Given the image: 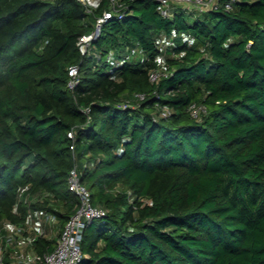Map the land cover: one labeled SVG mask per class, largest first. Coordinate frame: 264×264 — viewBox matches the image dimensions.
<instances>
[{
	"label": "trees",
	"instance_id": "obj_1",
	"mask_svg": "<svg viewBox=\"0 0 264 264\" xmlns=\"http://www.w3.org/2000/svg\"><path fill=\"white\" fill-rule=\"evenodd\" d=\"M117 2L82 54L109 0H0V230L41 211L58 236L75 167L106 211L79 264H264V0Z\"/></svg>",
	"mask_w": 264,
	"mask_h": 264
},
{
	"label": "built area",
	"instance_id": "obj_2",
	"mask_svg": "<svg viewBox=\"0 0 264 264\" xmlns=\"http://www.w3.org/2000/svg\"><path fill=\"white\" fill-rule=\"evenodd\" d=\"M90 11L91 8H97L101 0H79ZM159 8L163 15L169 14L170 2L186 3L197 8H205L210 6H217L219 1H222L225 9H230L232 4L239 0H157ZM125 13L121 10L120 4L117 0H109V9L104 10L101 15L95 17L93 30L87 34H83L77 41L78 48L82 54L88 51L92 42L97 38L100 33L101 27L111 19H122ZM68 87L73 88L78 83V66L70 65L68 67ZM150 80L155 81L158 78V72H150ZM137 99H143L142 94H136ZM130 105L128 101L121 104L122 107ZM169 111L166 108L161 110V115L167 116ZM196 115V111H194ZM72 148V146H71ZM69 191L73 192L78 198V204L74 212L69 216L63 225L59 235L56 238L55 246L51 251L44 252L41 255L33 252L30 256V264H79L83 258L80 250L79 241L82 237L83 229L90 224L93 220L101 218L105 215L106 211L103 208L93 206L90 201L89 190L86 186L80 183L79 174L75 167H73L68 175L67 181ZM35 217L39 220L42 219L44 225L49 221L50 217H45L41 211L34 212ZM34 217L30 215L25 224H15L10 221H3L0 230V264H4L3 258L5 256L7 245L14 244L18 246L21 234H26ZM46 220V221H44ZM40 223H42L40 221ZM41 225V224H40ZM36 234L45 236V229L43 225L36 229ZM34 235H27L29 237L28 243L32 246ZM19 258L20 260L26 258V254L22 252H15L14 255L9 256ZM23 257V258H21ZM22 264V263H21Z\"/></svg>",
	"mask_w": 264,
	"mask_h": 264
},
{
	"label": "rangeland",
	"instance_id": "obj_3",
	"mask_svg": "<svg viewBox=\"0 0 264 264\" xmlns=\"http://www.w3.org/2000/svg\"><path fill=\"white\" fill-rule=\"evenodd\" d=\"M93 191H91L92 193ZM31 216H33L34 218L32 219V221H29L28 224H30L28 230L26 231L27 233L26 234H21V237L19 238V241H18V246H14V244H10V245H7L8 247L6 248V253H5V256L3 258V262L5 260V257H6V254L9 256L11 255H14L15 254V251L17 250V252H22L23 254H26V258H23V259H19V258H16V257H9L11 259V264H30V256H32L34 250L32 248V246L28 243V239L29 237H26L27 235H34L36 233V229L39 228L41 225H43L44 229H45V236L46 237H49V238H52V237H55L57 238L56 236V230L54 229L53 230V227L55 225V220L54 218H49L50 220L46 222V226L44 225L42 219L40 218V220L35 217V213H31ZM7 221V220H6ZM40 221L42 223H40ZM41 224V225H40ZM52 228V230H50Z\"/></svg>",
	"mask_w": 264,
	"mask_h": 264
},
{
	"label": "crops",
	"instance_id": "obj_4",
	"mask_svg": "<svg viewBox=\"0 0 264 264\" xmlns=\"http://www.w3.org/2000/svg\"><path fill=\"white\" fill-rule=\"evenodd\" d=\"M15 252H17V250L15 251ZM10 259V258H9ZM11 260V259H10Z\"/></svg>",
	"mask_w": 264,
	"mask_h": 264
}]
</instances>
